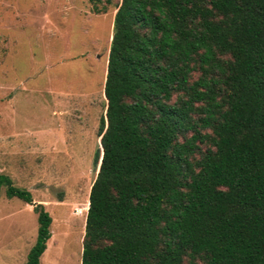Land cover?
Returning a JSON list of instances; mask_svg holds the SVG:
<instances>
[{
  "label": "trees",
  "instance_id": "trees-1",
  "mask_svg": "<svg viewBox=\"0 0 264 264\" xmlns=\"http://www.w3.org/2000/svg\"><path fill=\"white\" fill-rule=\"evenodd\" d=\"M104 68L80 264H264V0H119Z\"/></svg>",
  "mask_w": 264,
  "mask_h": 264
},
{
  "label": "rangeland",
  "instance_id": "rangeland-1",
  "mask_svg": "<svg viewBox=\"0 0 264 264\" xmlns=\"http://www.w3.org/2000/svg\"><path fill=\"white\" fill-rule=\"evenodd\" d=\"M118 2L0 0V176L32 204L0 185V264H25L36 204L50 218L39 264H80Z\"/></svg>",
  "mask_w": 264,
  "mask_h": 264
}]
</instances>
